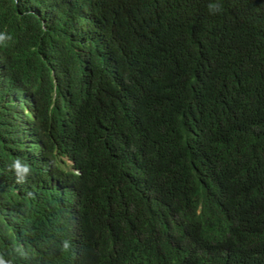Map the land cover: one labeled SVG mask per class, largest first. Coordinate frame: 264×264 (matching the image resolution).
<instances>
[{
  "label": "trees",
  "instance_id": "16d2710c",
  "mask_svg": "<svg viewBox=\"0 0 264 264\" xmlns=\"http://www.w3.org/2000/svg\"><path fill=\"white\" fill-rule=\"evenodd\" d=\"M0 34L5 264H264V0H0Z\"/></svg>",
  "mask_w": 264,
  "mask_h": 264
},
{
  "label": "clouds",
  "instance_id": "9594fccd",
  "mask_svg": "<svg viewBox=\"0 0 264 264\" xmlns=\"http://www.w3.org/2000/svg\"><path fill=\"white\" fill-rule=\"evenodd\" d=\"M7 37L4 34H0V43L5 41ZM11 168L15 171L18 180V183L24 182L25 177H27L30 174V168L28 165L22 163L19 159L15 160L14 163L11 165ZM65 248L69 247L68 242H65L64 244ZM0 264H5V261L3 259H0Z\"/></svg>",
  "mask_w": 264,
  "mask_h": 264
}]
</instances>
